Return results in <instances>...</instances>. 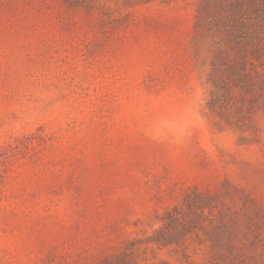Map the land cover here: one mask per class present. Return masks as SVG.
<instances>
[{
  "label": "rangeland",
  "instance_id": "374dc122",
  "mask_svg": "<svg viewBox=\"0 0 264 264\" xmlns=\"http://www.w3.org/2000/svg\"><path fill=\"white\" fill-rule=\"evenodd\" d=\"M198 2L0 0V264H264V64Z\"/></svg>",
  "mask_w": 264,
  "mask_h": 264
},
{
  "label": "trees",
  "instance_id": "16d2710c",
  "mask_svg": "<svg viewBox=\"0 0 264 264\" xmlns=\"http://www.w3.org/2000/svg\"><path fill=\"white\" fill-rule=\"evenodd\" d=\"M195 18L197 38H210L219 47L211 79L221 73L239 76L250 58L264 64V0H199ZM226 53L232 54L229 61ZM260 82L264 87L263 75Z\"/></svg>",
  "mask_w": 264,
  "mask_h": 264
}]
</instances>
